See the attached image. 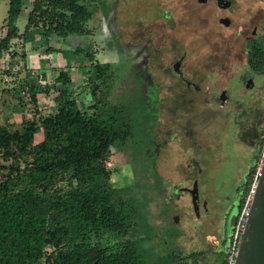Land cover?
<instances>
[{
    "label": "rangeland",
    "instance_id": "374dc122",
    "mask_svg": "<svg viewBox=\"0 0 264 264\" xmlns=\"http://www.w3.org/2000/svg\"><path fill=\"white\" fill-rule=\"evenodd\" d=\"M151 1L101 0L92 6L93 16L88 21L91 34L72 35L67 39L53 38L49 46L62 49L67 56L80 62L83 53L73 57V48L91 45L97 60L114 63V81L102 86L99 95L109 104L120 105L121 109L123 106L129 115L138 119L134 135L137 143L127 148L115 146L107 163L114 171L112 182L122 189L131 206L135 207L132 236L146 237L139 244L143 264H172L168 254L174 251L186 254L193 250L203 251L198 264H223L231 235V229H226L225 225L230 213L236 214L241 197L240 187L245 183L249 170L255 165L258 170L263 150L262 147L252 149L251 142L240 137L234 128L233 110L240 105L234 95L223 107L221 101L213 97L205 98L207 94L199 95L194 103L161 101L157 104L154 133L159 142L158 153L151 149L152 135L145 134L143 128L153 124L155 104L142 101L141 90L131 82L135 79L132 66L134 36L137 33L144 36L147 32L151 21L148 14ZM248 5L251 6L250 12L264 11V0H239L237 11L232 15V25L227 28L217 24L204 7L193 1L181 0L180 8L177 4V9L184 12L178 20L196 31L192 35L194 39L189 41L190 44L192 41L197 43L191 46L186 60L195 71L193 79L202 81L204 86L229 85L230 96L231 84L236 85L241 80L247 67L244 39L252 24L243 14ZM8 8L9 1L0 0V37ZM28 12L29 8L24 9L16 19V25L21 30L25 28ZM207 31L210 34H206ZM238 31L241 34L237 36ZM42 39L44 41L41 42L29 40L26 52L27 55L30 53V58L23 60L21 66L29 64L32 67L29 79L38 81L40 88L44 89L59 69L67 66V61L57 51H53L49 60L45 61L48 46L47 40ZM229 45H233L231 52L228 51ZM19 48L15 51L21 56L25 46ZM159 60L161 56L157 58ZM7 65H18V59H10ZM82 70L75 66L71 68L76 82L73 87L80 92L81 106L87 109L95 96L86 76L81 74ZM234 75L237 78L232 81ZM40 97L45 100L53 95L41 92ZM108 108L109 105L105 113H108ZM50 111L49 108L46 113ZM174 132L179 135L172 136ZM36 138L40 140L42 133ZM196 165L201 166L202 173L194 170ZM191 175L198 178L201 199L206 200L200 217L195 214L191 195L184 193L183 189L192 185L188 178ZM230 249L231 246L228 247Z\"/></svg>",
    "mask_w": 264,
    "mask_h": 264
},
{
    "label": "trees",
    "instance_id": "16d2710c",
    "mask_svg": "<svg viewBox=\"0 0 264 264\" xmlns=\"http://www.w3.org/2000/svg\"><path fill=\"white\" fill-rule=\"evenodd\" d=\"M8 1L0 57L6 52L11 58L20 56L17 48L12 50L16 40L25 46L38 35L47 40L48 52L64 54L67 66L44 89L29 76L15 80L14 96L31 115L17 127L0 125V264H143L139 244L146 237L132 236L135 207L112 182L114 171L107 163L115 146L137 143L138 119L99 95L102 86L114 81V63L97 60L91 45L73 48V57L83 53L80 62L49 46L53 38L91 34L92 6L101 0ZM27 8L21 32L16 19ZM21 57L27 59L25 50ZM74 66L83 69L81 74L93 89L95 98L87 109L73 87ZM257 66L264 67V59ZM5 72L15 76L10 68ZM41 92L53 95L50 112L40 107ZM143 129L148 134L146 125ZM39 133L42 138L37 140ZM256 173L255 165L240 187L237 212L226 226L231 229L228 247ZM228 247L223 264L229 263ZM202 255L197 250L174 251L168 258L172 264H198Z\"/></svg>",
    "mask_w": 264,
    "mask_h": 264
},
{
    "label": "flooded vegetation",
    "instance_id": "af4514ba",
    "mask_svg": "<svg viewBox=\"0 0 264 264\" xmlns=\"http://www.w3.org/2000/svg\"><path fill=\"white\" fill-rule=\"evenodd\" d=\"M189 1L204 7L217 24L229 28L232 25V15L237 11L239 0ZM180 2L181 0L179 2L176 0H152L148 11L151 21L148 23L147 32L144 36L137 33L134 36L136 41L132 45L135 55L132 63L135 79H131V82L141 90L143 101L154 103L156 109V114L154 113L151 120L153 124L147 127L148 134L152 135L151 149L154 148L153 150L156 152L159 150V142L154 133L156 125L154 121L157 122L158 115L157 104L161 101L194 103L198 100L199 95L201 97L203 94L204 96L207 94L205 98L213 97L217 101H221L223 107L234 95L236 102L240 103L239 108L233 110L234 128L240 137L251 142L249 145L252 144V149L261 147L264 133V67L257 65L261 59L262 61L264 59V54L261 57V53H264V11L250 12V2L244 8L243 17L252 24L251 31L244 39L247 67L241 80L237 79L236 85L231 84L232 94L230 96L229 85L213 87L206 84L204 86L202 81L193 79L192 74L195 71L188 66L186 60L192 49L191 46L197 43V41H192L193 43L190 44L191 41H189L194 39L192 35L196 34V31H192L178 20L184 13L177 9V4L180 8ZM240 34L238 31L237 36ZM231 49H233V45H229L228 51L231 52ZM160 56L161 60L157 61ZM170 56L173 58L171 57V60L168 61ZM236 78L237 76L234 75L232 81ZM254 103L256 105H253ZM171 135L177 136L179 133L174 132ZM194 168L198 174L202 173L201 166L196 165ZM188 178L189 181H192V185L186 187L192 188L198 178L193 175ZM184 193L190 194L188 190ZM204 202L206 205V200L201 199L199 187L198 214L195 212L197 217H200ZM225 226H228V222Z\"/></svg>",
    "mask_w": 264,
    "mask_h": 264
},
{
    "label": "crops",
    "instance_id": "0c3cea01",
    "mask_svg": "<svg viewBox=\"0 0 264 264\" xmlns=\"http://www.w3.org/2000/svg\"><path fill=\"white\" fill-rule=\"evenodd\" d=\"M23 30H21V32H23ZM5 31H6V29H3V34ZM34 38H35V40H34ZM34 38H33L34 41H37V40H39L40 42L44 41L42 39V37H40V36L38 37V35H36ZM19 42L20 43H16V44H19V45H17V47H18L17 50L20 49L19 46H21V45L24 46V44L22 43V40H19ZM29 44H30L29 41L26 42L25 48H23V50H25V51L29 50V46H30ZM17 47L13 46L12 50L17 48ZM51 54H53V53L48 52V50L46 51V54L44 56L45 61L49 60ZM57 54L64 56V54L62 52H57ZM15 58L18 59V65H15L13 67L12 66L9 67L7 65V62L10 59H14V58H11V53L6 52L3 54L2 57H0V63H4V65L7 68H10V71L14 72V74H15V76H12V75H9L5 72L9 76V81L0 80V125L12 124V125H16V127H17V126L21 125V123L24 121V119L26 117H28L29 115H31V113L29 112L27 107L24 106L23 104L21 105L19 99L14 96L15 90L13 88L16 85L15 80L18 81V79H22L25 76H28L29 73L32 72V67L29 64L28 65L26 64L24 67H22L21 64L23 62V59H21V56H18ZM29 58H30V53H28V55H27V59H29ZM46 67H49V66H46ZM31 81H33V80H31ZM40 94L41 93H39V95H38L40 107L42 109H44L45 112L48 111L49 108L52 110L53 106L55 105L53 99L50 97V98H45V100H41L42 98L40 97ZM48 104H49V106H48Z\"/></svg>",
    "mask_w": 264,
    "mask_h": 264
},
{
    "label": "water",
    "instance_id": "95a60500",
    "mask_svg": "<svg viewBox=\"0 0 264 264\" xmlns=\"http://www.w3.org/2000/svg\"><path fill=\"white\" fill-rule=\"evenodd\" d=\"M222 97L225 101L224 96ZM183 189L190 192L193 207L198 214V181L194 182L192 188L184 187ZM235 264H264V162L262 173L257 181L251 214L237 249Z\"/></svg>",
    "mask_w": 264,
    "mask_h": 264
},
{
    "label": "built area",
    "instance_id": "2783aa9c",
    "mask_svg": "<svg viewBox=\"0 0 264 264\" xmlns=\"http://www.w3.org/2000/svg\"><path fill=\"white\" fill-rule=\"evenodd\" d=\"M6 68L7 67L4 65V63H0V80L9 81V76L5 73ZM262 150H263V158L261 160V164L258 167L255 180H254L252 186L250 187V189H249V191L245 197L243 206L240 210L237 221L235 223V228L233 231V240H232V245H231V249H230L229 263L228 264H235V257H236L237 249H238V246L242 240L243 232L246 228V225L248 223V219H249L250 214H251V207H252L254 195L256 192V185H257V181H258V179L262 173V164L264 162V133L262 136Z\"/></svg>",
    "mask_w": 264,
    "mask_h": 264
}]
</instances>
